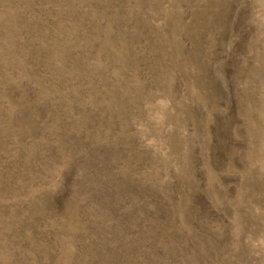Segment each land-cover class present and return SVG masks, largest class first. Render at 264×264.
I'll return each mask as SVG.
<instances>
[{
    "label": "rangeland",
    "instance_id": "374dc122",
    "mask_svg": "<svg viewBox=\"0 0 264 264\" xmlns=\"http://www.w3.org/2000/svg\"><path fill=\"white\" fill-rule=\"evenodd\" d=\"M0 264H264V0H0Z\"/></svg>",
    "mask_w": 264,
    "mask_h": 264
}]
</instances>
